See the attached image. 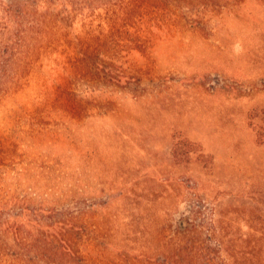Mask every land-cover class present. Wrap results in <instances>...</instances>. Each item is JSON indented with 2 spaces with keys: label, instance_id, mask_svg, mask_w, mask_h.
Here are the masks:
<instances>
[{
  "label": "rangeland",
  "instance_id": "obj_1",
  "mask_svg": "<svg viewBox=\"0 0 264 264\" xmlns=\"http://www.w3.org/2000/svg\"><path fill=\"white\" fill-rule=\"evenodd\" d=\"M217 4L0 0L1 220L54 209L63 264H264V4Z\"/></svg>",
  "mask_w": 264,
  "mask_h": 264
},
{
  "label": "trees",
  "instance_id": "obj_2",
  "mask_svg": "<svg viewBox=\"0 0 264 264\" xmlns=\"http://www.w3.org/2000/svg\"><path fill=\"white\" fill-rule=\"evenodd\" d=\"M219 0H200V5L203 7H210L218 5ZM232 2V0H227ZM264 4V0H258ZM191 4L190 2H187ZM195 5V4H194ZM194 5L188 6V9H192ZM206 12L207 10H200ZM31 31V28H28ZM21 41V40H20ZM13 43V42H12ZM9 45L7 48L8 53L14 51V46ZM110 79L117 84H126L129 82L130 77L126 75L110 74L111 72H104ZM16 201H19L15 199ZM8 204V203H7ZM11 204V203H9ZM20 208V212L17 214H9V217L5 220H1L0 217V234L11 233L16 242L17 250L13 254V259L3 260L0 258V264H34V259H40L42 257H51L56 255L61 260L59 264L64 263L66 257L76 256V252L71 247V234L67 229L69 222L59 220L56 222L47 223L39 215L40 212L46 214V218L51 217L54 209L44 208H29L24 203H14ZM23 205V206H21ZM6 206H2L1 210ZM2 252L0 251V255ZM43 259V258H42Z\"/></svg>",
  "mask_w": 264,
  "mask_h": 264
}]
</instances>
